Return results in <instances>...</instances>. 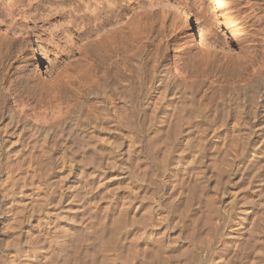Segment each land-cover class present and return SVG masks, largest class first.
Instances as JSON below:
<instances>
[{"label": "rangeland", "instance_id": "obj_1", "mask_svg": "<svg viewBox=\"0 0 264 264\" xmlns=\"http://www.w3.org/2000/svg\"><path fill=\"white\" fill-rule=\"evenodd\" d=\"M115 1L124 8L129 2ZM203 1L210 12L218 10L224 17L216 29L206 23L215 35L205 39L201 37L200 21L195 14L187 15L186 28L196 44L191 52L207 56L206 65L195 62V66L199 65L195 73L200 79L195 99L207 102L229 95L237 98L232 82L238 80L242 66L249 64L254 52H264V8L260 9V0H249L247 4L245 0H230V4L228 0H220L225 1L221 8L217 6L218 0ZM78 3L77 12L73 7ZM108 3L106 0H0V103L4 107L10 102V108L17 112L18 107L10 101V96L16 94V99L27 98L32 103L30 106L35 104L36 108H39L36 99L45 101L46 106L60 102L63 107L65 102L71 103L70 108L79 100L74 110H79L76 112L79 120L87 126L85 129L89 128L87 134L94 132L87 138L83 155L78 152L77 139L68 136L67 143L72 145L74 140L75 144H67L69 148L63 150V156L59 155L62 151H56L58 156L49 170H44L41 179L33 172L32 162H39L45 150L37 144L29 151L22 143L14 142L13 134L8 137L7 147L0 150V264H264V75L249 101L242 103L244 91L240 93L237 101L245 111L241 116L234 110L231 117H191L179 128L172 122L171 114L183 97L172 100L164 108V115L158 112V93L147 89L152 68L156 66L158 70L164 57H172V52H162L163 46L159 47L158 33L163 9L170 10L165 12L164 24L168 25L177 2H155L151 8L155 12L152 43L140 49L137 33L126 31L130 51L118 52L116 60L110 57L112 52H97L99 47L101 51H111L114 44L123 46L121 34L111 35L108 31L112 26ZM139 3L147 5L146 0ZM88 5L95 6L96 15L84 11ZM199 7L193 6L196 11ZM234 11L242 19L226 24ZM126 17L139 23L140 16L132 11ZM12 38L15 46L9 48L7 42ZM23 40L21 51L16 50ZM79 47L83 54L78 53ZM6 52H20L17 54L22 59ZM84 55L94 58L97 65L107 63L102 71L109 87L87 91L88 84L79 86L81 79L77 71L83 66ZM67 61H71L68 68L64 67ZM141 63L149 79L143 87L136 79ZM64 69L65 73L56 78ZM123 78L129 86L123 85ZM56 87L59 96L58 92L53 95ZM128 88L132 90V101L128 104L131 111L124 119L122 96ZM11 119L14 120L11 123L24 124L27 129L36 123L30 112L20 116L17 113ZM42 122L40 119L41 129L48 124L47 120ZM243 134L250 140L247 160H251L247 162L250 167L241 172L222 160L231 143L244 139ZM55 135L58 139L57 132ZM119 135L140 143L139 152L130 160L135 167L110 169L109 165L107 177L101 178L100 183L98 178L95 181L87 176L89 170L83 163L93 154L96 143L102 137ZM159 143L168 147V150L163 148L164 153L163 149L162 153L159 151L161 155L154 151ZM201 147L205 154L202 160ZM197 159L207 164L204 171L197 170L201 163ZM187 165L194 168L192 173H203L200 184H191L190 188H195L193 194L189 189L183 193L176 189ZM48 183L54 190L48 196L52 201L49 208L37 205L36 197L42 184ZM94 183L100 185L96 187ZM144 185L147 191H143ZM230 201L222 218L216 207ZM115 203L127 208V215H117ZM151 204L156 206L146 240L142 243L139 237L136 242L130 240V214L133 210L138 214L140 207ZM130 206L134 208L132 211ZM18 217L21 225L17 223ZM52 234L57 240L53 249L47 242Z\"/></svg>", "mask_w": 264, "mask_h": 264}, {"label": "bare ground", "instance_id": "obj_2", "mask_svg": "<svg viewBox=\"0 0 264 264\" xmlns=\"http://www.w3.org/2000/svg\"><path fill=\"white\" fill-rule=\"evenodd\" d=\"M106 1H108L109 2L108 5H110V7H109L110 12L109 13H110L111 22H112V26L108 29V31H110L109 33L111 35L112 34L116 35V34H114L115 32H118V34L120 33L121 34V43L123 44V46L118 47L117 45L114 44L112 46L111 51H107V50L101 51L102 48L99 47V50L97 52H112L110 57H113V60H116L117 58H119L118 52H129L130 49L127 46L128 40L125 38L126 31H131L133 33H137V35L140 39L139 40V47H138L140 49H144V46H148L152 43V41L154 39L152 36L153 24H154L153 23L154 22L153 16H154L155 12L153 10H151V8L153 7L154 3L157 2L158 0H146L147 5H145V6L140 5V3H139L140 0H134V1L129 0V2L125 3V5L128 8L127 7L124 8L123 5H120L118 3V1L116 2L115 0H111V1L106 0ZM121 1H124V0H121ZM163 1H168V0H163ZM174 1L177 2V5H176V8L171 12L172 17H171L170 23L168 25L164 24L165 19L167 17L165 15V12L170 13V10L165 8V9H163L164 15H162V20H161V22H162L161 32L158 33V35L160 36L159 41L161 42V44H159V47L161 48L163 46L162 52H165L167 50L172 52L173 53L172 57H171V59H167L164 57L162 59V62L158 64V67H159L158 70L156 69V66H154L152 68L153 69V75L151 76V80L148 79L147 72L144 71V63H141L138 67L139 72L136 75V79L138 80V85L140 87H143L147 83V81L149 80V86L147 87V89L153 90L154 92L158 93V101H159L158 104H160L158 112H160V114H164V115L166 114V112L164 111V108H166V106L169 105L172 100H175L177 97H179V98L183 97L184 100H182L181 98L179 100L176 99L180 103L178 105V108L171 114L172 122L174 123L175 126H178V127L181 125V123L183 121H188V119L191 117H195L198 119L199 118H209V119L216 118L217 119L220 116H222V118L228 117V116L231 117L234 110L236 111L238 116H241L245 112L242 109V107H243L242 103L249 101V97L251 96V93L255 94L256 88L259 84V80L261 79V76L264 75V52H260V54L257 52H254L253 55L250 57L249 64L242 66V68L240 70L241 75L238 78V80H234L232 82V86L237 89L235 92V94H237V98L234 97L233 95H229L226 98L218 100V101H214L212 99L207 101V102H204L203 100H196L195 99V94L197 92L196 91V84L199 85L198 82L200 81V79L198 78V75H196V73H195V70H196L195 68L197 66V65L195 66V64L199 63V65H201V66L206 65L207 64V56H206V53L199 55V53H197V52H195V53L191 52L192 48H194L196 46V44L194 43L193 39L191 38V34L188 32V30L186 28V26H187L186 25L187 15H189L190 12H193L195 14L197 20L200 21L199 26H200L201 37H203L205 39L208 37H214V35H215V33L211 31V29H207L206 23L207 22L211 23V27L216 29V27L218 28L220 26V21H221V19H223L224 16L221 13H218V10H213L210 12V7L205 5L203 0H190V3L187 2V0H174ZM245 1H246V4L249 2V0H245ZM260 1H261L260 2L261 6H262L260 9H263L264 8V0H260ZM217 2H218L217 6H219L220 8H221L220 4L221 5L225 4V1L218 0ZM227 3L230 4V0H228ZM251 5H253V4H251ZM133 6H135L136 8ZM193 6L194 7L200 6V7L196 11L193 8ZM84 7H85L84 11L89 10V12L94 13V15H96L95 6L91 7V8H89L90 7L89 5L84 6ZM79 9H80L79 3L77 6L73 7V10H76L77 12L79 11ZM131 11H132V13H136L138 16H140L139 23L134 22L133 20H130L129 18L126 17L128 15V13ZM230 15L231 16L229 17V19H226L227 21H225L226 24H229L230 22H234L238 18L242 19L241 16L239 17L238 12H235L234 14H230ZM244 18L245 17H243V19ZM141 22L143 23V25L140 24ZM138 25H139V27H138ZM166 28H168V29H166ZM165 29H166V32H165ZM140 34L141 35L143 34V38H144L143 41H142L143 38ZM13 39L14 38L10 39L9 42H7V47L10 48V45L11 46L14 45ZM134 41H136V40H134ZM112 42H115V41L112 40ZM23 45H25L24 40L20 41V49H19V46H17L16 50L21 51V48L23 47ZM158 51H159V49H158ZM6 53L9 54L8 56H11L13 58L22 59V57L18 56V54H17L20 52H16V53L15 52H6ZM78 53L83 54L82 47L78 48ZM196 56H198V57L196 58ZM82 61H83V66L77 71V73L80 75L78 78L81 79L79 82L80 87L88 84L87 85L88 87L86 89L87 91H88V89H97V88L105 89V88L109 87L107 84V80H106L107 76L102 71V69L105 68L107 63H104V65H99V64L97 65L95 63V59L92 58L91 56H88V55H84ZM70 62L71 61H67L64 67L68 68L67 66H71ZM195 62H197V63H195ZM193 63H194V65H193ZM199 65L197 67H199ZM65 70L66 69H64L61 73H59L56 78L61 77L62 73H65ZM100 72H101V75L99 74ZM122 80L124 81L123 85L125 87L129 86V83L126 82V79L123 78ZM56 86H58L57 83H56ZM36 87H37V85H36ZM58 87H56L57 89L54 88L55 92L53 95H55V93L58 92V90H59ZM239 87H242L241 90ZM59 88H61V87H59ZM130 88L127 89L129 91L125 94V96L124 97L122 96V98L124 100V108L121 112V116L124 119H126L127 115L130 114V111H131L130 107H128V104L130 103V101H132V90ZM60 91H61V89H60ZM89 91H91V90H89ZM243 91H244V94L242 95V98H241L242 103H239L237 101V99L239 100L240 93L242 94ZM27 92H28V90H27ZM245 92H247V93L245 94ZM14 93L15 92H13V94ZM30 93H32V92H30ZM27 94H26V96H30ZM33 94H34V91H33ZM5 96H6V94H5ZM16 96H17V94L14 96H10L11 97L10 101H11L12 106L14 105V106L18 107L17 112L13 111L12 108H10V102L5 103V104H7L6 106H4L5 108L3 107L2 103H0V116H2V118H4V120H2L0 117V150L2 148L7 147L8 137L12 134L15 136L14 142L22 143L25 146V148L27 147V149L29 151L32 148H34L35 146L37 147V144H39L40 148H42V150H45L46 153L44 152L45 154L42 155V158H40L39 162H35V163L32 162V165L34 164V166L32 167L33 172L38 174L37 175L38 178L42 177L43 172H45L47 170L46 168H48V170H49L50 165L53 164L56 156H58L55 154L56 151H62L59 153V155H61V156L65 155L63 150H68L69 147L67 148V146H69V145H67V144L71 143V142L67 143V137L68 136L70 137V139L71 138L74 140L77 139L76 142L78 141L77 144L79 147L78 146H76V147L79 148L78 152L80 154L83 152V150L86 146V143H87V138L88 137L91 138L92 137L91 135H94L93 134L94 132L88 131V134H87L86 130L87 129L89 130V128L85 129L87 127V126H85V124H84V126H85V128H84L83 124L79 120L80 119L79 114H77L79 110H77V111L74 110L75 108L76 109L78 108L76 106L78 105L77 102L79 100H76L77 102H73L74 104L75 103L77 104V105L76 104L73 105L74 108H70L71 103L69 105L68 104L66 105L65 103H67V102H65L63 107H62L60 102H56V103H58L56 105H54V104L52 105L48 102L49 105L46 106L45 101L43 102L42 99L41 100L36 99V100H38L36 104L39 106V108H36L35 104H34L35 106L34 105L30 106V104H32V103L29 102V100L27 98H24L26 100H24V99L18 100V99H16L17 98ZM56 96H57V94H56ZM58 96H59V92H58ZM5 101H6V99H5ZM30 101H32V100H30ZM41 101H42V103L39 104L38 102H41ZM183 102H184V104H183ZM27 112L32 113V115L36 121V123H33L34 125H32L31 127H28V129H27L24 124L23 125L21 124L19 126L18 122L11 123L12 121H14L11 118H13L15 116L17 117V113H18V116H20V115L26 114ZM70 114H74V116L72 118H70L71 117ZM160 114H158V115H160ZM40 119H41V122L43 119L44 121L47 120V123H48L45 126L42 125L43 129H41V126H40V124L43 123V122L40 123ZM184 123H186V122H184ZM184 123H182V124H184ZM86 125L89 126V124H86ZM56 132L58 135V139L56 138V135H55ZM121 135H123V134H121ZM126 137H123L120 135L118 137H111V136L102 137L100 139L101 141L96 143L93 154H91V156H89V157L87 156L86 161H84L85 159L84 160L82 159V161H84L83 164L85 165L86 168H88L87 170H89L86 173L87 176L89 175L90 177L94 178V180H95V178L96 179L98 178L99 179L98 182L100 183L101 182L100 179L105 178L106 172H107L106 167H108L109 165H110L109 166L110 169L111 168L113 169L114 167L125 166V165H126V167L134 166V164L131 163L133 161H130V160H133L132 159L133 154L135 155L136 152H139L138 150H139V144L140 143L137 140H135L134 138H128L127 139ZM243 138L244 139L240 140V142L231 143L232 145H230L228 147V149H226V151L224 152L225 156L222 160L223 164L234 165L236 167V170L241 171V172L246 171L247 167L250 164L249 163L247 166V162H249L251 160V159L249 161L247 160V157L249 155V154L247 155V153H248V149H249L248 147L250 146L249 145L250 140L248 141L245 138V135ZM59 139H60V141H59ZM73 141H72V145L75 144V142H73ZM160 143L157 146H155L154 151L157 154L159 153V151H160V153H162V152L164 153V152H166L165 151L166 149L168 150V147L167 148H165V146L162 147V146H160ZM250 144H251V142H250ZM87 145H88V143H87ZM163 148H165V150ZM201 148H202V151H200L199 156L201 155L200 158L202 160L205 157V154L203 152V147H201ZM172 149L170 151L173 152ZM161 150H162V152H161ZM81 155H83V153ZM163 155H165V154H163ZM163 155H162V157H163ZM82 157H84V156H82ZM66 158H67V156H66ZM59 159H61V158H59ZM77 159L80 160L79 158H77ZM165 159L166 158H164L163 160H165ZM36 160H38V159H36ZM165 161H164L163 166H165V168H166L168 166H166ZM198 162H199V160H198ZM200 162H199L200 165L198 167L199 169H197V170L198 171L199 170L204 171L207 167V164L205 162H202V161H200ZM69 163H70V161H69ZM208 165H209V163H208ZM231 165H229V166H231ZM184 167L185 168L182 170L183 172L181 173V175H183L184 177L182 179L180 178L181 181L178 179L180 182L176 186V189H177V191L182 192V193L184 190L189 189L190 191H192V194H193L195 192V188H190L191 184L192 183L200 184V180L202 179V181H203V179H204L203 173L202 172L201 173H198V172L192 173L194 168H192L191 165H187ZM229 171H231V170H229ZM170 177H172V176H170ZM42 186L43 187L40 188V190H39L40 194H38V196H36L38 198L37 199L38 200L37 205L44 206V207L48 206V208H49V206H51V204H52L51 203L52 201H51V198L48 196L53 193V191H54L53 186L51 183L44 184V185L42 184ZM98 186L96 185V187H98ZM196 189H197V187H196ZM147 190H148V187H146V185H144L143 191H147ZM153 192H155V191H153ZM90 199H92V198H90ZM90 199H88V202ZM230 203H232V201H230L229 203H227L224 206L216 207L217 210L221 211L220 213L222 215V218H225V212H226V210H228L227 206L230 205ZM155 206H156L155 204H153V205L151 204V205L145 206V207L143 205V207L139 208L140 210H139L138 214H134L133 213L134 208H133V206H132V208L130 206L129 210L130 211L133 210L132 213L130 214L131 216L129 217V220H130L129 226H131L130 233H129L130 240H134V242H136L137 237L140 238V243H142L146 240V237H147L146 233L149 232V231L147 232V229L150 225L151 220H153L151 213H152V210L155 209L154 208ZM126 209H125V207H123L119 203L114 204V211L119 216H121L123 214L127 215L128 212ZM149 209H151V211H149ZM211 215H212V213H211ZM211 215H209V216H211ZM18 216H19V214H18ZM156 217L154 219H156ZM157 219H160V218H157ZM129 220L127 219V221H129ZM17 221H18L17 223L21 225V221H20L19 217H18ZM214 221H215V219H214ZM50 223H53V222H51V218H50ZM212 225H213V223H212ZM20 230H21V226H19V228H18V234H17L18 236L20 234L19 233ZM53 230L54 229H52L50 231L53 232ZM52 235L53 236L48 237L50 239L47 240V242L49 244V247H51L53 249L56 246L57 240H56V237L54 236V234H52ZM206 245L209 247L208 243Z\"/></svg>", "mask_w": 264, "mask_h": 264}]
</instances>
